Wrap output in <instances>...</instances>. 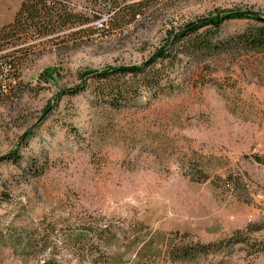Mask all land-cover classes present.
<instances>
[{
  "label": "rangeland",
  "instance_id": "1",
  "mask_svg": "<svg viewBox=\"0 0 264 264\" xmlns=\"http://www.w3.org/2000/svg\"><path fill=\"white\" fill-rule=\"evenodd\" d=\"M22 1L0 0L1 14ZM100 2L67 0L0 52L23 60L0 85V156L20 158L0 163V264H264V51L178 43L147 70L158 82L121 76L136 86L121 100L92 76L144 63L188 22L264 15V0H114L98 31ZM255 23L200 32L225 44ZM219 242L191 262L169 253Z\"/></svg>",
  "mask_w": 264,
  "mask_h": 264
},
{
  "label": "trees",
  "instance_id": "2",
  "mask_svg": "<svg viewBox=\"0 0 264 264\" xmlns=\"http://www.w3.org/2000/svg\"><path fill=\"white\" fill-rule=\"evenodd\" d=\"M114 0H101L100 3L105 2L107 5L113 6ZM48 2H53V6H50ZM67 0H23L18 10L14 20L3 27L0 28V52L4 51L9 44V38L15 37L16 34L20 30H25L29 26H35V28H41L40 23L35 21V18H42L43 22L46 23L45 19L48 20V24L44 27H49V16L50 13H54V8L57 7V14L61 17V10L66 11V7L68 4ZM112 10V9H111ZM110 10L109 18L111 19V15L113 11ZM27 13L26 17H23V13ZM98 12V11H97ZM95 17H99L95 14ZM231 19H253L257 23L250 29L242 32L236 40H232L229 43L221 44L222 42H214L212 36L209 32L211 30H206L205 32H200L205 27H212L215 30L219 29L222 24ZM106 27V26H105ZM104 27V28H105ZM96 28V27H95ZM101 29V30H104ZM98 31L100 29L96 28ZM16 40V38H15ZM181 43L185 53L191 51L196 55L205 54L212 55L215 52L221 51L225 49L229 44H238L241 47L250 49V50H258L264 51V15L258 12H250V11H233L229 13H225L223 15L211 16L207 18H202L196 21L188 22L183 26V28L175 33L171 42V46H165L164 48L158 50L149 60L145 61L140 65H131V66H121L117 68H112L106 71L98 72L94 75L97 79V92L100 95L107 94L113 100H121L127 99L135 94L136 86L127 80H121V76H132L136 77L139 75H143L144 83L149 84L150 80L159 79V74L161 72L160 69L153 70L154 72L151 74L147 73V70L152 67L159 59L165 61L170 60L173 61L176 58V54L174 56L173 49L175 46ZM175 45V46H174ZM174 46V48H173ZM22 58L17 56L16 54L9 53H1L0 54V85H2V81L4 80L5 73L3 72V68H6L9 71V75H16L18 72V68L22 65ZM43 75L48 76L47 79H43L48 82L51 78L55 77L54 73H50L49 71H45ZM42 75V76H43ZM120 76V77H117ZM157 82H152L153 87H158ZM150 85V84H149ZM151 86V85H150ZM149 86V88H150ZM85 87L83 85H78L70 88H66L63 93H68L71 95L78 94ZM0 87V91H1ZM19 153L12 152L10 154L1 155L0 163L12 161L14 163L19 162ZM260 229V228H256ZM100 232L98 230L92 231V236L98 235ZM239 234V233H238ZM82 235L81 233L77 234V237ZM85 235V234H84ZM68 236V235H67ZM66 236V237H67ZM66 241H70L68 238ZM221 243H189V244H179V246L175 248L173 244L170 245V255L174 256L177 260H182L185 262L193 261L200 254H210L213 251H217L216 247H218ZM175 247V246H174ZM260 247V246H259ZM45 249V248H43ZM146 246L143 250H147ZM44 251V250H42ZM191 260V261H190ZM44 264H54L52 261H45Z\"/></svg>",
  "mask_w": 264,
  "mask_h": 264
},
{
  "label": "built area",
  "instance_id": "3",
  "mask_svg": "<svg viewBox=\"0 0 264 264\" xmlns=\"http://www.w3.org/2000/svg\"><path fill=\"white\" fill-rule=\"evenodd\" d=\"M102 8L101 10L93 11L94 13V26L98 29H103L107 25V21L109 20V13L111 10V5H107V3L102 2L101 3ZM103 10V11H102ZM95 14L99 17H95ZM122 32H126L125 30H122Z\"/></svg>",
  "mask_w": 264,
  "mask_h": 264
},
{
  "label": "crops",
  "instance_id": "4",
  "mask_svg": "<svg viewBox=\"0 0 264 264\" xmlns=\"http://www.w3.org/2000/svg\"><path fill=\"white\" fill-rule=\"evenodd\" d=\"M21 4H13V6L10 7V10L3 15L1 14L2 8L0 6V28L3 27L4 25L12 22L20 9Z\"/></svg>",
  "mask_w": 264,
  "mask_h": 264
}]
</instances>
